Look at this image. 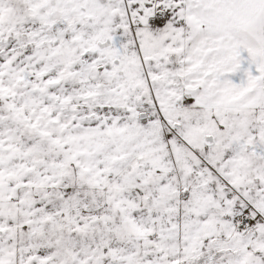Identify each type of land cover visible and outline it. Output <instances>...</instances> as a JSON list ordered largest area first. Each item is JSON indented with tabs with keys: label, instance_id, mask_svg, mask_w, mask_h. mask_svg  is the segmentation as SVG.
I'll return each mask as SVG.
<instances>
[{
	"label": "snow or ice",
	"instance_id": "6c2138e0",
	"mask_svg": "<svg viewBox=\"0 0 264 264\" xmlns=\"http://www.w3.org/2000/svg\"><path fill=\"white\" fill-rule=\"evenodd\" d=\"M0 264H264V0H0Z\"/></svg>",
	"mask_w": 264,
	"mask_h": 264
}]
</instances>
